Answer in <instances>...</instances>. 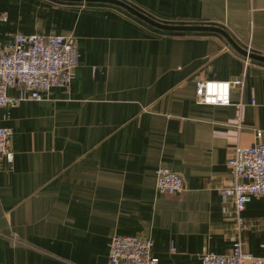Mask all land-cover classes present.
Wrapping results in <instances>:
<instances>
[{"label":"crops","instance_id":"1","mask_svg":"<svg viewBox=\"0 0 264 264\" xmlns=\"http://www.w3.org/2000/svg\"><path fill=\"white\" fill-rule=\"evenodd\" d=\"M0 16L2 42L72 35L81 57L70 88L0 108V264H111L115 236L151 240L159 264L238 240L264 258V197L238 233L222 191L236 146L264 142V0H0ZM243 74L230 106L197 103L198 81ZM159 167L185 190L158 193Z\"/></svg>","mask_w":264,"mask_h":264},{"label":"built area","instance_id":"2","mask_svg":"<svg viewBox=\"0 0 264 264\" xmlns=\"http://www.w3.org/2000/svg\"><path fill=\"white\" fill-rule=\"evenodd\" d=\"M0 19H4L0 16ZM246 64L251 59L247 51ZM78 43L72 35H23L17 34L5 43L0 38V108L18 107L24 101H42L44 94L53 87L70 88L76 78L75 69L80 64ZM245 74L228 81H198L197 103L200 105L230 106L234 87L243 89ZM9 89L19 91L18 97L10 96ZM243 128L242 122L239 129ZM14 131L0 127V156L8 162L14 158ZM262 131L256 134L261 140ZM229 166L234 180L224 188L223 196L233 204L236 230L246 228L243 212L255 198L264 197V142L251 146H236ZM157 192L176 196L185 190L184 178L166 167L155 172ZM109 260L111 264H159L152 254L151 240L133 236H115L111 241ZM172 253H175L172 248ZM202 264H264V258L246 252L243 243L236 241L227 255L214 252L200 255Z\"/></svg>","mask_w":264,"mask_h":264}]
</instances>
